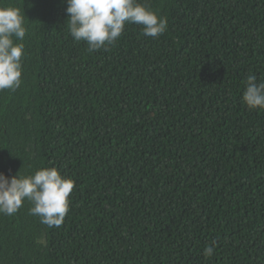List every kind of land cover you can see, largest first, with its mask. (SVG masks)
Returning <instances> with one entry per match:
<instances>
[{"label": "trees", "instance_id": "obj_1", "mask_svg": "<svg viewBox=\"0 0 264 264\" xmlns=\"http://www.w3.org/2000/svg\"><path fill=\"white\" fill-rule=\"evenodd\" d=\"M140 2L167 31L126 24L90 53L66 0H0L28 27L23 83L0 91V172L75 181L60 227L27 201L0 214V264H264V109L242 102L248 75L264 81V0Z\"/></svg>", "mask_w": 264, "mask_h": 264}, {"label": "clouds", "instance_id": "obj_2", "mask_svg": "<svg viewBox=\"0 0 264 264\" xmlns=\"http://www.w3.org/2000/svg\"><path fill=\"white\" fill-rule=\"evenodd\" d=\"M68 30L72 38L83 41L88 52L114 45L126 24L142 26L143 34L159 38L168 21L140 0H66ZM28 32L24 12L14 6H0V91L21 87L25 56L24 38ZM242 102L249 109H264V81L255 74L246 77ZM75 181L65 178L56 167H42L32 174L8 176L0 172V214L13 216L29 202V214L38 216L48 228L60 227L69 212L70 194ZM35 242L46 246L43 236ZM215 241L205 247L204 255L215 252Z\"/></svg>", "mask_w": 264, "mask_h": 264}]
</instances>
